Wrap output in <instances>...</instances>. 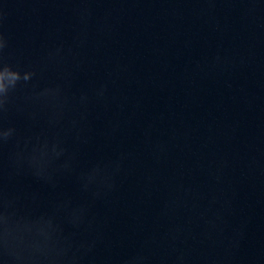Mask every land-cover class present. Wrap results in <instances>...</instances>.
<instances>
[{
    "label": "water",
    "instance_id": "obj_1",
    "mask_svg": "<svg viewBox=\"0 0 264 264\" xmlns=\"http://www.w3.org/2000/svg\"><path fill=\"white\" fill-rule=\"evenodd\" d=\"M0 264H264L232 171L87 0H0Z\"/></svg>",
    "mask_w": 264,
    "mask_h": 264
}]
</instances>
